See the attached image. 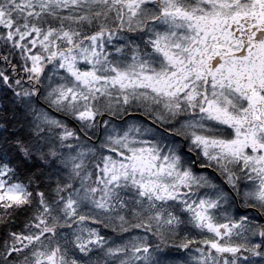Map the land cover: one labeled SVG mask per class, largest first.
I'll use <instances>...</instances> for the list:
<instances>
[{"label":"snow or ice","instance_id":"obj_1","mask_svg":"<svg viewBox=\"0 0 264 264\" xmlns=\"http://www.w3.org/2000/svg\"><path fill=\"white\" fill-rule=\"evenodd\" d=\"M0 264H264V0H0Z\"/></svg>","mask_w":264,"mask_h":264}]
</instances>
